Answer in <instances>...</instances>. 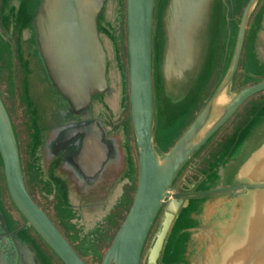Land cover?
Masks as SVG:
<instances>
[{
    "label": "water",
    "instance_id": "obj_1",
    "mask_svg": "<svg viewBox=\"0 0 264 264\" xmlns=\"http://www.w3.org/2000/svg\"><path fill=\"white\" fill-rule=\"evenodd\" d=\"M121 2L0 0V58L35 117L25 164L0 90V196L23 219L1 196L0 264H89L35 184L90 249L109 238L100 264H264V0Z\"/></svg>",
    "mask_w": 264,
    "mask_h": 264
},
{
    "label": "rangeland",
    "instance_id": "obj_2",
    "mask_svg": "<svg viewBox=\"0 0 264 264\" xmlns=\"http://www.w3.org/2000/svg\"><path fill=\"white\" fill-rule=\"evenodd\" d=\"M120 4H123V0ZM117 7V6H116ZM121 14H122V10H121ZM124 27L123 22H122V18L120 17V20H117L115 23L114 28L116 30H118V34H121V30ZM10 36V35H9ZM4 44L2 43V41L0 40V56L2 54V51L4 49ZM16 58V55L14 56ZM3 60H1L0 58V65L3 63L5 66L3 67V70H0V90H1V94L3 96V100L5 102V105L7 107V110L10 114V116L12 117L13 123L16 127L17 133L20 137V141H21V148H22V157L23 160L25 162V164L27 163V160L30 158L29 154L27 153V144L29 142V140H31V134L30 132L31 127L33 122L35 121V117L32 115V112L29 108V106L24 102H22L21 100H19L21 94L19 95V85L18 83H14L13 85H11L10 83V77L8 75L9 69L7 67V60L5 58H3ZM30 86H33V89L36 88L37 86V81L34 79L33 83H30ZM235 93V89L234 87H230L228 88L223 96L221 97V99L218 102V106H222L224 104H226L234 95ZM24 94V93H23ZM27 107V109H26ZM188 116V115H187ZM216 118V117H215ZM214 118V119H215ZM213 119V120H214ZM178 126L175 128V130L173 131V129H160L159 135H158V139L157 142L159 143V146L162 149V152H166V150L168 151V147L171 146L177 139V137L182 134V132L184 131V129L189 125L188 119L186 118V115L184 116V118L180 121L177 122ZM209 126V125H208ZM162 153V156L163 154ZM193 163V162H191ZM39 178V177H38ZM35 196L37 198V200L52 214V216L57 220V222L59 223V225L63 228V230L65 231L66 234H68V236H70L71 241L75 244H77V249L79 250V252L86 258V260L89 262V264H100L102 256L104 254V252L106 251L108 242H109V238L105 239V241L97 243L96 245H100L99 247H93V249H90V246L93 244V239L91 238V236H87L85 233H83V231L81 230H77L75 231V227L72 223V221H68L67 217L70 216L68 215L69 213L61 211L60 215H58L56 213V206L54 205V203H52L51 200H53V195L51 196V194L47 193V189L43 188L41 191L40 190V186L39 184H35ZM177 186V184H175V187ZM0 192L2 193V189H0ZM3 193L1 194V196H4V198H7V206L9 209V213L11 216L13 217H17V219L23 221L21 215L19 214V212L17 211V209L14 207L10 197L8 199V195L6 193V190L3 189ZM0 196V197H1ZM54 201V200H53ZM93 234H96V232H94ZM79 245V246H78ZM94 246V244L92 245ZM84 252H82V251ZM171 258V257H170ZM171 261V259H170ZM170 261L167 264H171Z\"/></svg>",
    "mask_w": 264,
    "mask_h": 264
},
{
    "label": "crops",
    "instance_id": "obj_3",
    "mask_svg": "<svg viewBox=\"0 0 264 264\" xmlns=\"http://www.w3.org/2000/svg\"><path fill=\"white\" fill-rule=\"evenodd\" d=\"M114 182L115 179H108L107 182H105L102 191L99 190L97 193H95V191H92L91 193H89V195L85 196L88 202L92 201L93 203H95V207L93 210H102L114 204V201L111 200V197L113 198L115 194V192H111L113 189H115ZM100 192L102 193V196H99ZM78 200H82L83 202H85V198L81 197L80 195L78 196Z\"/></svg>",
    "mask_w": 264,
    "mask_h": 264
}]
</instances>
